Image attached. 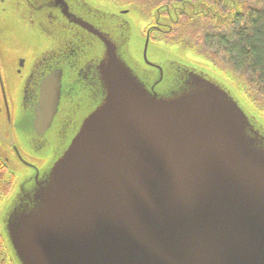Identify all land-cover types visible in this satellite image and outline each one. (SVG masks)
<instances>
[{"label":"water","instance_id":"obj_1","mask_svg":"<svg viewBox=\"0 0 264 264\" xmlns=\"http://www.w3.org/2000/svg\"><path fill=\"white\" fill-rule=\"evenodd\" d=\"M27 2L66 48L43 56L22 133L49 158L10 150L26 170L0 234L12 263L264 264V132L204 73L150 61L164 10L136 62L128 11ZM66 86L76 105L62 102Z\"/></svg>","mask_w":264,"mask_h":264},{"label":"trees","instance_id":"obj_2","mask_svg":"<svg viewBox=\"0 0 264 264\" xmlns=\"http://www.w3.org/2000/svg\"><path fill=\"white\" fill-rule=\"evenodd\" d=\"M115 6H137L145 15L163 11L148 26L150 39L169 47L184 46L225 80L239 83L253 108L264 112V0H111ZM183 5L176 20L173 6ZM174 21V22H172ZM146 31V32H147ZM15 175L0 162V202L9 196ZM0 264H13L0 235Z\"/></svg>","mask_w":264,"mask_h":264},{"label":"flooded vegetation","instance_id":"obj_3","mask_svg":"<svg viewBox=\"0 0 264 264\" xmlns=\"http://www.w3.org/2000/svg\"><path fill=\"white\" fill-rule=\"evenodd\" d=\"M12 13L17 17L12 19ZM56 41L60 48H66L58 37L56 39L51 33L46 35L38 13L32 10L27 0H0V90L4 114L0 125V144L10 150L14 151L16 145L14 117H18V126L25 134L31 107L38 98V82L44 75L42 58L58 48ZM69 89L67 86L64 88L62 102L76 105L79 88L73 97ZM59 118L55 124L62 125V116ZM42 163L34 164L41 166Z\"/></svg>","mask_w":264,"mask_h":264},{"label":"rangeland","instance_id":"obj_4","mask_svg":"<svg viewBox=\"0 0 264 264\" xmlns=\"http://www.w3.org/2000/svg\"><path fill=\"white\" fill-rule=\"evenodd\" d=\"M93 7L96 9L103 11L108 14L119 15L120 12H126L127 14L122 15V20H119L120 23L126 28L128 33V41L126 42L127 51L129 55H131L136 62H139L142 47L145 42V32L147 31L148 26L153 23V20L157 19V16L152 14L150 16L145 15L141 12V10L135 5H127V7L120 8L115 6L111 0H87ZM17 15L12 13L11 18L14 19ZM159 18V17H158ZM16 22H19L16 20ZM163 22V20L161 21ZM23 24V23H21ZM145 38V39H144ZM151 46L149 48V59L152 62L164 63L166 61H178L188 65L189 67L204 73L215 82L219 83L223 86V88L228 91L235 102L238 104L240 109L244 112V114L253 118V122L255 126L264 132V112H259L253 108L251 105L249 98L246 93L240 87L239 83L230 82L225 80L219 73L211 66L209 62L206 60L195 56L188 48L184 46H173L169 47L167 45H163L160 43H150ZM169 63V62H168ZM16 108V107H15ZM4 118V114L2 112V102H1V90H0V125L1 119ZM15 136H16V145L20 154L29 162L32 163H42L46 161L49 157L47 151L41 154V156H37L36 154L31 153V150L28 148L25 136L22 134V129L18 126V117L15 115ZM47 148H50L47 146ZM53 148L52 147L50 149ZM51 150H49V154ZM0 162H6L9 165L10 170L15 175V184L14 187L3 201L0 202V234L5 232V222L7 215L10 211V205L15 197L16 193L19 191V187L24 181L25 176V168L21 166L18 162L16 155L9 148L4 147L0 144ZM25 171V172H24Z\"/></svg>","mask_w":264,"mask_h":264}]
</instances>
